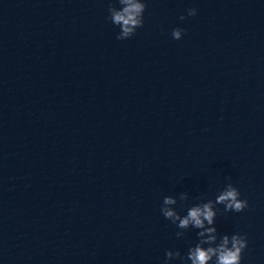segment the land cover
<instances>
[{
    "label": "water",
    "instance_id": "95a60500",
    "mask_svg": "<svg viewBox=\"0 0 264 264\" xmlns=\"http://www.w3.org/2000/svg\"><path fill=\"white\" fill-rule=\"evenodd\" d=\"M146 3L117 40L109 0H0V264H164L197 242L164 197L228 183L218 234L264 264V0Z\"/></svg>",
    "mask_w": 264,
    "mask_h": 264
},
{
    "label": "clouds",
    "instance_id": "9594fccd",
    "mask_svg": "<svg viewBox=\"0 0 264 264\" xmlns=\"http://www.w3.org/2000/svg\"><path fill=\"white\" fill-rule=\"evenodd\" d=\"M119 4L118 8L116 5ZM147 8L146 0H109L107 20L120 31L117 33V40H125L134 36L138 29L144 26V13ZM187 16H196L197 9L186 10ZM186 19L185 16L180 17ZM185 30L175 28L172 30V37L180 40ZM241 193L232 183H228L216 195L215 199H207L206 202L196 203L187 207L186 214L181 215L173 206L178 200L173 196H165L160 207V212L165 219L170 220L180 231L176 237L181 238L189 229H195L197 242L190 245L185 255L179 250L171 249L165 251L164 264L179 259L183 264H242L243 253L248 246L246 235L236 232L229 236H220L215 226L218 215V205H223L224 212H243L248 208V201L240 198ZM204 201V197H197ZM180 201H187L188 194L182 192L179 195Z\"/></svg>",
    "mask_w": 264,
    "mask_h": 264
}]
</instances>
